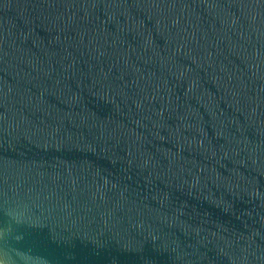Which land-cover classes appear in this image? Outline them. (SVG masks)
Masks as SVG:
<instances>
[{
    "label": "water",
    "instance_id": "obj_1",
    "mask_svg": "<svg viewBox=\"0 0 264 264\" xmlns=\"http://www.w3.org/2000/svg\"><path fill=\"white\" fill-rule=\"evenodd\" d=\"M0 264H264V0H0Z\"/></svg>",
    "mask_w": 264,
    "mask_h": 264
}]
</instances>
